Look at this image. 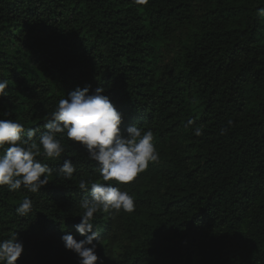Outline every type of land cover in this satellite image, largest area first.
<instances>
[{
    "label": "trees",
    "instance_id": "trees-1",
    "mask_svg": "<svg viewBox=\"0 0 264 264\" xmlns=\"http://www.w3.org/2000/svg\"><path fill=\"white\" fill-rule=\"evenodd\" d=\"M259 8L264 0H0V79L9 84L0 119L44 131L61 98L103 87L125 136L129 126L153 132L158 161L127 184L106 182L132 195L135 210L94 214L97 264H264ZM188 27L172 66L159 68L160 43ZM58 139L60 158L38 157L52 169L39 192L0 186V240L23 242L17 264H79L62 236L91 235L76 230L87 195L78 184L103 182L98 163ZM65 159L76 167L71 180L59 175ZM25 196L33 209L20 217Z\"/></svg>",
    "mask_w": 264,
    "mask_h": 264
},
{
    "label": "clouds",
    "instance_id": "clouds-1",
    "mask_svg": "<svg viewBox=\"0 0 264 264\" xmlns=\"http://www.w3.org/2000/svg\"><path fill=\"white\" fill-rule=\"evenodd\" d=\"M133 2L142 5L147 0ZM257 15L264 20V8H259ZM8 87V81L0 79V97L7 95ZM90 91V86L77 87L67 94V98H61L49 113L44 131L29 129L25 134V127L18 120L0 119V149L3 150L0 153V186H7L10 192L21 189L23 185L27 191L37 193L49 183L52 169L38 157L57 160L62 156L65 148L58 136L66 135L68 140L85 146L88 158L98 163L97 170L103 182L81 180L78 184L87 195L79 203L82 213L76 230L81 235H91L79 241L71 234L62 236L65 249L78 255L79 264H97L99 260L94 242L100 238V233L94 230V214L101 211L131 213L135 210L132 195L106 182L114 180L118 185L127 184L138 173L144 172L150 162L159 159L151 130L129 126L125 136L121 129L123 115L104 94L105 89L97 88L91 94ZM227 123L229 126L233 124L231 120ZM194 124V120H188L186 127ZM227 130L221 128L220 134H226ZM193 132L196 136L203 134L198 126ZM75 171L70 159L63 160L59 167V175L66 180H71ZM32 209V200L25 196L16 213L27 217ZM23 252V242L18 241L16 234L0 240V264H17Z\"/></svg>",
    "mask_w": 264,
    "mask_h": 264
},
{
    "label": "rangeland",
    "instance_id": "rangeland-1",
    "mask_svg": "<svg viewBox=\"0 0 264 264\" xmlns=\"http://www.w3.org/2000/svg\"><path fill=\"white\" fill-rule=\"evenodd\" d=\"M193 30L191 28H183L176 31V33L168 39H164L159 45V53L157 64L159 68L165 66H172L173 60L176 57L179 50V41L185 43L189 41L190 36L192 35ZM194 98V97H193ZM124 239V236L122 237Z\"/></svg>",
    "mask_w": 264,
    "mask_h": 264
}]
</instances>
